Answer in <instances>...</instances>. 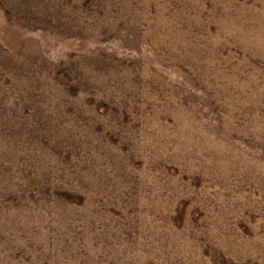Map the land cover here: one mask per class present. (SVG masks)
<instances>
[{
  "label": "rangeland",
  "instance_id": "rangeland-1",
  "mask_svg": "<svg viewBox=\"0 0 264 264\" xmlns=\"http://www.w3.org/2000/svg\"><path fill=\"white\" fill-rule=\"evenodd\" d=\"M0 264H264V0H0Z\"/></svg>",
  "mask_w": 264,
  "mask_h": 264
}]
</instances>
